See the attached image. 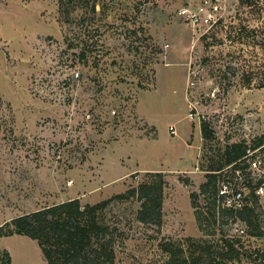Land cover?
<instances>
[{
    "label": "rangeland",
    "instance_id": "1",
    "mask_svg": "<svg viewBox=\"0 0 264 264\" xmlns=\"http://www.w3.org/2000/svg\"><path fill=\"white\" fill-rule=\"evenodd\" d=\"M202 5L216 23L178 16ZM258 139L264 0H95L94 12L77 4L67 18L57 0H0V226L73 199L94 205L161 173L160 226L136 220L134 198L99 214L114 264H182L188 245L221 239L264 249L258 205L254 236L248 226L233 235L228 215L201 230L194 215L229 148ZM0 251L9 264H46L17 231Z\"/></svg>",
    "mask_w": 264,
    "mask_h": 264
},
{
    "label": "trees",
    "instance_id": "2",
    "mask_svg": "<svg viewBox=\"0 0 264 264\" xmlns=\"http://www.w3.org/2000/svg\"><path fill=\"white\" fill-rule=\"evenodd\" d=\"M57 3L59 13L64 14L65 18L77 4L90 6L93 12L95 6V0H57ZM79 58H85L84 52L79 54ZM262 140L264 139H258ZM238 146L229 148L226 164L240 155ZM217 177V174H209L206 182L199 188L201 194H207L204 197V206L200 207L201 211H195L194 214L199 229L203 230V224L216 225L218 219L228 215L232 221L239 217L238 220L245 222L250 235H260L262 212L255 211V202L253 207L236 214L222 210L218 217L216 216L214 195ZM163 187L161 173H146L144 180L136 188L112 199L94 205H81L78 199H73L11 219L0 226V238L9 237L13 231H18L21 235L35 240L46 264H114L112 237H109L108 227L100 221L99 214L107 209L114 199L134 198L139 202L136 220L160 226ZM192 205L197 208L195 203ZM187 249L189 252L182 259V264H264V249L246 247L240 240L221 239L202 247L191 244ZM169 256V264H181L175 260V255ZM0 264H9L6 251H0Z\"/></svg>",
    "mask_w": 264,
    "mask_h": 264
},
{
    "label": "built area",
    "instance_id": "3",
    "mask_svg": "<svg viewBox=\"0 0 264 264\" xmlns=\"http://www.w3.org/2000/svg\"><path fill=\"white\" fill-rule=\"evenodd\" d=\"M192 11L181 8L178 16L194 27H206L213 23L212 14L203 7ZM172 129V127H170ZM240 155L219 171L216 181L214 205L216 216L222 210L238 213L258 205L264 210V140L238 146ZM230 219L228 226L233 235L242 237L246 233V223Z\"/></svg>",
    "mask_w": 264,
    "mask_h": 264
},
{
    "label": "water",
    "instance_id": "4",
    "mask_svg": "<svg viewBox=\"0 0 264 264\" xmlns=\"http://www.w3.org/2000/svg\"><path fill=\"white\" fill-rule=\"evenodd\" d=\"M17 233H19V232L17 231Z\"/></svg>",
    "mask_w": 264,
    "mask_h": 264
}]
</instances>
